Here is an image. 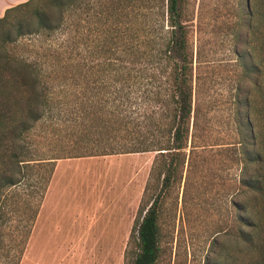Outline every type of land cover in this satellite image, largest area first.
I'll list each match as a JSON object with an SVG mask.
<instances>
[{
  "label": "trees",
  "instance_id": "1",
  "mask_svg": "<svg viewBox=\"0 0 264 264\" xmlns=\"http://www.w3.org/2000/svg\"><path fill=\"white\" fill-rule=\"evenodd\" d=\"M229 10L224 32L234 57L218 61L196 45L187 0H27L6 9L0 254L1 237L15 221L8 195L28 181L26 167L50 166L36 221L57 160L156 152L126 253V264H156L163 193L177 186L187 164L190 180L201 153L210 175L217 174L228 151L250 200L234 199V239L227 243L223 231L213 254L219 264H264V0H235ZM90 56L106 58L90 65ZM89 71L97 81H89ZM40 141L54 153L35 157ZM209 148L216 153L204 154ZM251 225L256 235L246 229ZM25 249L8 245L14 258L2 262L19 264ZM206 264L215 263L209 256Z\"/></svg>",
  "mask_w": 264,
  "mask_h": 264
},
{
  "label": "rangeland",
  "instance_id": "2",
  "mask_svg": "<svg viewBox=\"0 0 264 264\" xmlns=\"http://www.w3.org/2000/svg\"><path fill=\"white\" fill-rule=\"evenodd\" d=\"M7 1L0 0V8ZM234 2L187 0V23L194 30L196 45H201L205 59L219 61L234 57L224 32L229 7ZM30 49L42 51L38 47L30 46ZM105 58L90 56L89 64H100ZM208 70L210 78L224 81L222 77L212 76ZM88 75L89 81H97V74H90L89 71ZM41 141L35 157L53 154L49 151L50 145ZM51 146L57 147V144ZM215 153V148H209L204 154ZM225 154L222 169L210 175L211 165L203 161L201 153L190 180L187 164L177 186L163 193L159 222L160 256L156 264H206L209 256L212 262L219 264V257L213 254V241L219 234L223 237L222 232L226 231L224 238L227 243H232V234L237 227L234 199L242 202L250 200L235 177L237 170L228 158V151ZM156 156V152L128 153L79 157L62 162L65 163L64 173L70 176L69 185L79 192L84 190L85 204L99 203L100 208L92 207L91 212L85 214H59L65 206L62 183L56 181L46 208L43 210L41 207L36 221L35 210L42 192H45L50 166L32 164L35 166L26 167L31 168L29 171L26 169L30 174L28 181L13 188L8 195L7 202L11 203V207L6 209L11 211L15 221L14 228L9 230L6 227L1 237L5 246L1 249L0 264L14 258L12 255L7 257L8 245H18L20 249L24 244L26 249L19 264H126L131 234ZM152 180L155 184L158 181L156 178ZM159 191L160 186L153 192L152 199ZM249 214L254 221L258 218L256 213ZM246 229L256 233L254 225ZM9 232L15 237L11 239ZM260 236L264 242V233Z\"/></svg>",
  "mask_w": 264,
  "mask_h": 264
},
{
  "label": "crops",
  "instance_id": "3",
  "mask_svg": "<svg viewBox=\"0 0 264 264\" xmlns=\"http://www.w3.org/2000/svg\"><path fill=\"white\" fill-rule=\"evenodd\" d=\"M27 0H8L7 2H4V5L2 8H0V16H3L5 14V11L7 8L16 5L18 3L24 2ZM79 158V157H77ZM61 160V161H60ZM73 160L72 158H64V159H59V162L57 160L56 162V166H55V170L52 176V179L50 181V188L49 190H47L45 197L43 199L42 202V209L44 210L46 208V204L49 198V195L53 189L54 184L56 183V181H59L62 183V190H61V194H62V200L64 202V210L58 212L59 214H85V213H90L91 212V208L95 207L99 210V206L100 204L98 203L97 205H89L85 204V197L83 196L82 193H84V190H80V192L78 191V189L76 188H72V186L69 185V174L68 173H64L63 171V166L65 163L62 162H66V161H70ZM60 171V172H59ZM41 209V208H40ZM97 210V212H98ZM90 211V212H89ZM40 212V210H39ZM57 214V213H55ZM39 215V213H38ZM37 215V217H38ZM37 219V218H36Z\"/></svg>",
  "mask_w": 264,
  "mask_h": 264
}]
</instances>
